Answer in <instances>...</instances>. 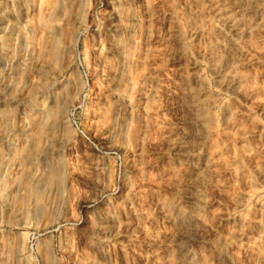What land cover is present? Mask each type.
<instances>
[{"label":"rangeland","instance_id":"1","mask_svg":"<svg viewBox=\"0 0 264 264\" xmlns=\"http://www.w3.org/2000/svg\"><path fill=\"white\" fill-rule=\"evenodd\" d=\"M0 264H264V0H0Z\"/></svg>","mask_w":264,"mask_h":264}]
</instances>
